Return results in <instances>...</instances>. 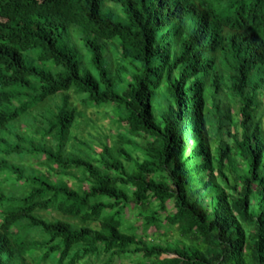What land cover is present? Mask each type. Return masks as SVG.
Listing matches in <instances>:
<instances>
[{"label": "clouds", "instance_id": "obj_1", "mask_svg": "<svg viewBox=\"0 0 264 264\" xmlns=\"http://www.w3.org/2000/svg\"><path fill=\"white\" fill-rule=\"evenodd\" d=\"M196 2L201 14L207 12L214 26L212 32L203 30L204 39L197 49L208 65L203 71L186 74V71L191 73V69L186 70V66L181 64L171 70L169 78L167 69L163 67L164 59L159 54H149L151 73L142 70V63L136 66L132 57L125 59L121 56L117 63H112L106 54L100 70L110 73L109 82L113 86L105 85L106 95L100 97L104 103L99 108L79 107V117L71 132L72 136H79L81 143L69 138V129L66 128L68 147L62 150L61 139L54 129L62 118L65 98L72 91L83 88V95L91 94L96 99L91 89L81 84L73 83L67 91L62 88L56 103L41 105L37 102L22 118L11 124L13 132L19 131L23 137L25 150L35 142L37 154L40 149L46 153L55 152L69 161L66 169L69 172L75 167L71 164L73 156L70 153L82 155L99 170L96 176L84 173L80 177L83 184L87 185L89 178L96 185L111 178L110 187L116 189L119 186L131 202L136 201L133 186L143 195L142 182L137 181V177L155 179L166 186L172 182L163 194L160 206L154 203L155 197L147 195L137 206L136 216L121 219L116 236L102 227L104 217L95 215L90 207L80 215L73 211L69 220L73 231L78 233L88 227L94 229L87 239L75 244V249L83 257L77 259L76 264H152L156 254H149L150 249L174 250L180 264H261L259 249L262 236L256 217L264 207L260 204L264 197L256 192L250 194L251 217L244 214V200L246 186L264 182V159L257 155L254 173L247 139L257 137L253 146L260 144L261 151H264V39L254 43L243 40L252 32L242 19L244 0ZM116 8L112 19L135 31L134 24L123 11H119V6ZM108 13L109 8H105V17ZM173 26L182 28L183 37L190 40L197 27L196 18L188 15L173 21L169 27L161 28L157 39ZM253 27L264 36V17ZM94 28L86 15H77L76 19L68 22L65 43L75 47L77 40L91 38L95 34ZM16 43L28 58L27 49L31 48V43ZM180 48L179 44L175 46L176 56L180 55ZM245 60H248L246 65ZM130 63L134 71L125 70ZM225 64L230 66L228 71L224 70ZM241 65H245L243 78L240 76ZM48 67L53 73V83H66L64 76L69 74L66 63L57 60L55 64L50 62ZM137 77L148 78V86L139 95L135 87H129L136 83ZM92 87H95L94 83ZM137 102L141 107H132ZM67 103L70 108L71 99ZM107 106L130 118L120 120L115 111L106 115L104 109ZM93 111L95 115H92ZM25 124L28 127H22ZM154 126L155 131H149ZM49 128L54 129L53 135H47ZM129 140H138V151L144 154L145 161L151 160L152 163L145 166L144 161L135 160V151L131 158H126ZM15 143L13 136L12 144ZM222 143L230 146L231 152L226 153L222 160L217 159L214 169L207 146L219 147ZM105 148L107 152H104ZM0 155L20 167L26 179L39 175V171L32 170L38 166L31 164V156ZM112 164H117L119 171L113 172ZM4 175L7 177L8 172L5 171ZM13 179H16V174ZM30 193L32 195L25 203L24 198ZM85 198L91 203L96 202L90 191H79L78 196L72 197L78 201ZM169 200L175 204L174 213L167 210ZM42 205L43 198L34 194V187H25L23 191L16 184L4 183L0 187V244L5 236L10 242L7 248L0 247V264H57L62 246L55 255L48 253V249L60 243L63 236L49 227L56 224V218L49 216ZM153 216L156 217L155 224L149 219L148 228L137 227L138 220ZM31 217L36 218L35 222ZM40 221L45 223L41 225ZM96 232H103L108 239L95 240ZM128 237H134V240L129 242ZM245 237L247 242L241 251L239 246ZM85 248L89 249L87 256L83 254ZM181 252L185 255H179ZM45 253L50 259L45 258ZM69 260L71 257L63 264H69Z\"/></svg>", "mask_w": 264, "mask_h": 264}, {"label": "trees", "instance_id": "obj_2", "mask_svg": "<svg viewBox=\"0 0 264 264\" xmlns=\"http://www.w3.org/2000/svg\"><path fill=\"white\" fill-rule=\"evenodd\" d=\"M105 3L106 8H109L107 17L102 10ZM77 6L79 7L77 8ZM116 6H119V11H123L124 15L134 24L135 31L123 24L116 23L112 19V15L117 11ZM241 11L244 13L242 19L248 24V28L252 29V32L244 36L243 40L254 43L264 39L261 32L253 27L264 17V0H244ZM77 15H86L88 20L95 25L92 30L95 34L91 38L83 40L85 49L90 55L89 63L95 72L89 69L84 70L83 57L79 56L73 47L65 43L68 39V22L76 19ZM188 15L195 17L197 22V27L190 40L183 37L182 28L174 26L157 39V34L161 28L169 27L173 21L181 20ZM204 29L212 32L214 30L213 22L207 12L201 14L196 0H0V89H6V91L0 90V154L42 158V161L39 162L40 168H47L46 173L40 169L32 168L33 171H39V175L26 179L20 167H16L13 161L6 160L3 155H0V173L8 172L6 181L12 177L14 182L25 180V187H34V194L43 198L42 206L47 214L56 218V224L49 227L54 228L58 235L63 236V239L60 243L49 248L48 253L55 255L62 246L57 264H63V261L69 257H71L69 264H76L77 259H83L80 252L75 249V244L87 239L94 231L92 227L82 228L78 233L73 231L72 224L69 223L73 211L76 215H80L81 212H85L90 207L95 215L104 217L102 227L116 236L119 231L117 225L121 223V219L128 220L136 216L137 206L143 199L147 198V195L155 197L154 203L160 206L163 194L168 191L172 182L169 181L166 186L158 183L155 179L146 180L144 177H137V181L142 182L143 195L133 186L132 192L136 195L135 202H131L128 194L119 186L116 189L111 188V178L100 181L99 185L93 184L89 178V183L85 185L80 180L84 173H91L92 176L98 175L99 170L94 164L83 159L82 155L77 156L75 153H70L73 156L71 164L75 167L69 172L66 170L69 168V161L61 155L55 152L46 153L44 149H40L37 154L35 142L29 146L28 150H25L23 137L19 131L13 132L12 122L22 118L28 109L37 102L41 105L45 102L56 103V99L51 101V98L57 96L62 88L65 91L72 88L73 83L90 88L96 99H93L91 94L86 95L87 98H83V88L75 89L65 98L62 118L54 126L55 134L59 136L62 142L61 149L64 150L68 147L65 142V130L66 128L69 129L68 136L72 139L71 129L79 117V106L90 104L91 107H99L100 104L104 103L100 97L106 95L105 85L107 84L109 88L113 86L109 82L110 73L100 70L102 58L106 54L111 62L115 58L116 63L121 56L125 59L132 57L136 66L142 63V70L146 73L152 72V69L148 67L149 54H159L164 59L163 67L167 69L169 78L171 77V70L181 64L186 66V70L191 69V73L186 71V74H195L208 66L202 52L197 51L201 40L204 39ZM19 41L31 43V48L27 49L28 58H26L19 44L16 43ZM177 44L181 45L178 56L174 52ZM110 45L114 48V54L111 53ZM57 60L69 66V74L64 76L66 83H53V73L45 67L50 62L55 64ZM246 64H248V60H245ZM245 65H241V78L244 77ZM121 67L124 66L121 65ZM229 68V65H224L225 71H228ZM125 70L134 71L133 64L130 63ZM147 79V77L144 79L137 77L136 83L130 84L129 87H135L136 94L139 95V92L148 86ZM161 79H163V75H161ZM93 83L95 84L94 88L92 87ZM204 92L206 94V88ZM73 95L79 97L80 104L73 101ZM68 99L72 101L70 108L67 103ZM132 107L141 106L137 102ZM110 112V109L106 110V113L110 114ZM121 114L120 120L130 118L122 112ZM141 115H143L142 112ZM54 129L49 128L47 135H53ZM149 131H155V126ZM160 131L163 132L164 129H160ZM228 135L231 133L229 132ZM13 136L16 140L14 145L12 144ZM75 137L73 140L77 141ZM247 139L249 152L252 153L253 172L255 173L257 155L264 159V151H261L260 144L253 146L257 137L253 136ZM77 143L81 142L77 141ZM137 144L136 140H129L126 158H131L135 151V160L144 161L145 166L152 163L151 160H144V154L138 151ZM207 147L212 157L211 164L214 169L216 160H222L226 153L231 152L230 146L223 143L219 147L211 144ZM104 152H107V148L104 149ZM111 167L113 172L119 171L117 164H112ZM14 174H16L15 180L13 179ZM73 180H76L77 183L72 185ZM123 183L126 185V182ZM2 186L3 183H0V187ZM79 191H90L96 197V202L91 203L87 198L81 201L72 199V197L78 196ZM57 192L60 193L59 196L56 195ZM117 192L119 195L116 194ZM252 192L264 197V182L261 185L249 184L245 188L244 214L248 217L252 215L249 198ZM31 195L32 193L29 194V197L24 198L25 203ZM260 204L264 205V199L260 201ZM167 210L175 212L173 201H168ZM183 214L181 213V215ZM31 219L33 222L36 220L35 217H31ZM149 219L155 224V216L145 217L143 221H137V227L148 228ZM44 223L45 221H40L41 225ZM256 223L261 230L262 238L259 251L261 264H264V207H261L259 215L256 217ZM148 230L151 231V229ZM107 239L108 237L104 236L103 232L95 233V240L106 241ZM127 239L130 242L134 240V237ZM246 242L245 237L244 242L239 246L241 251ZM9 243L5 236L0 247L7 248ZM49 243L52 241L50 240ZM88 251L87 248L83 249L84 256H87ZM148 251L149 254H156L152 264H180L179 256L173 254L174 250L150 249ZM48 253L44 254L46 259H50ZM165 255H173L174 257L163 259L162 257ZM179 255L185 254L181 252Z\"/></svg>", "mask_w": 264, "mask_h": 264}, {"label": "rangeland", "instance_id": "obj_3", "mask_svg": "<svg viewBox=\"0 0 264 264\" xmlns=\"http://www.w3.org/2000/svg\"><path fill=\"white\" fill-rule=\"evenodd\" d=\"M107 3V2H106ZM106 3L103 5V11H104V9L106 8ZM110 47V49H111V53L112 54H114L115 53V51H114V48H113V46H109ZM73 49H75L77 52H78V54H79V56H82L83 57V60H84V66H83V69L85 70V69H89V70H92V71H94L95 72V70H94V68H93V66H91L90 65V63H89V61H90V55H89V53H88V51L85 49V46H84V44H83V40H77L76 41V43H75V47H73ZM113 60L114 61H112V63H116V61H115V58H113ZM49 64L48 65H46L45 67L47 68V69H49ZM56 97L57 96H55V97H53V98H51V101L53 100V99H56ZM82 97L83 98H87V96L86 95H82ZM72 99H73V101H75V102H77V103H79L80 104V101H79V97H77V96H75V95H73L72 96ZM79 106V105H78ZM81 106V105H80ZM79 106V107H80ZM88 106H90V104H88ZM95 106H93L92 107V109H97V108H99V107H97V108H94ZM111 110V112H110V114L113 112V111H115V113H116V116L118 117V118H120L121 117V112L119 111V110H117V109H113L111 106H107V107H105V109H104V111H105V114L106 115H108L109 113H106V110ZM96 113H95V111H93L92 112V115H95ZM105 123L107 124V121H105ZM22 127H24V128H26V127H28V125L27 124H25V125H23ZM71 136H72V132H71ZM73 137L74 136H72V139H73ZM76 139H77V141H80V138H79V136H76L75 137ZM81 142V141H80ZM136 142H138L139 143V141L138 140H136ZM86 143V142H85ZM40 161H42V158H38V157H35V158H32V161H31V164H35V165H37L38 167H35L36 169H40L41 171H43L44 173H46V171H47V168H40V164H39V162ZM31 166V165H30ZM21 181H23V183H20ZM25 180H19L18 182H14L13 180H12V177H11V179L9 180V181H6V177H5V175L3 174V173H0V183H8L9 185H13V184H16V185H18L19 187H20V190L21 191H23L24 189H25V182H24ZM75 183H77V181L76 180H73L72 181V185L73 184H75ZM172 258V257H174L173 255H165V256H163L162 258L164 259V258ZM122 264H128V262H122Z\"/></svg>", "mask_w": 264, "mask_h": 264}]
</instances>
